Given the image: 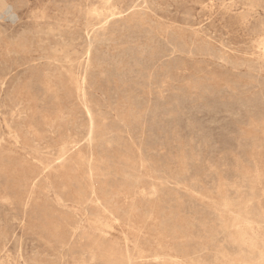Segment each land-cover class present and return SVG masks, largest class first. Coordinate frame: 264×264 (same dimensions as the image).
Segmentation results:
<instances>
[{"label":"rangeland","instance_id":"1","mask_svg":"<svg viewBox=\"0 0 264 264\" xmlns=\"http://www.w3.org/2000/svg\"><path fill=\"white\" fill-rule=\"evenodd\" d=\"M4 3L0 264H264V0Z\"/></svg>","mask_w":264,"mask_h":264},{"label":"bare ground","instance_id":"2","mask_svg":"<svg viewBox=\"0 0 264 264\" xmlns=\"http://www.w3.org/2000/svg\"><path fill=\"white\" fill-rule=\"evenodd\" d=\"M90 1V0H89ZM103 1V0H102ZM78 3V2H77ZM138 4V3H137ZM48 6V5H47ZM46 6V7H47ZM69 6V5H68ZM105 6V5H104ZM50 7V6H49ZM60 7V6H59ZM6 8V5H5V3H4V0H0V9L1 10H4ZM101 8V7H100ZM94 9V8H93ZM123 9V8H122ZM125 9V8H124ZM1 10H0V12H1ZM47 10V9H46ZM60 11V10H59ZM71 12V11H70ZM70 12H68V13H70ZM65 15V14H64ZM115 15V14H114ZM37 16V15H36ZM88 16V15H87ZM48 17V16H47ZM35 18H37V17H35ZM78 19V18H77ZM65 20V19H64ZM90 20V19H89ZM87 22V21H86ZM33 23V22H32ZM102 23V22H101ZM30 24V23H29ZM36 24H37V22H36ZM62 25V24H61ZM97 25V24H96ZM65 26V25H64ZM98 32V31H97ZM90 35V34H89ZM21 38V37H20ZM88 42V41H87ZM56 47V46H55ZM52 50V49H51ZM17 66V65H16ZM9 69V68H8ZM3 77V76H2ZM82 77V76H81ZM1 83V82H0ZM6 88V87H5ZM81 94V93H80Z\"/></svg>","mask_w":264,"mask_h":264}]
</instances>
